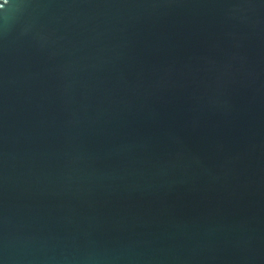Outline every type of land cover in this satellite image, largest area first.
Returning a JSON list of instances; mask_svg holds the SVG:
<instances>
[{
	"label": "water",
	"instance_id": "95a60500",
	"mask_svg": "<svg viewBox=\"0 0 264 264\" xmlns=\"http://www.w3.org/2000/svg\"><path fill=\"white\" fill-rule=\"evenodd\" d=\"M0 264H264V0H0Z\"/></svg>",
	"mask_w": 264,
	"mask_h": 264
}]
</instances>
